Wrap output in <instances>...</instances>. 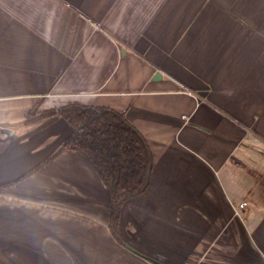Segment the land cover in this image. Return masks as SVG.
Here are the masks:
<instances>
[{"label":"crops","instance_id":"1","mask_svg":"<svg viewBox=\"0 0 264 264\" xmlns=\"http://www.w3.org/2000/svg\"><path fill=\"white\" fill-rule=\"evenodd\" d=\"M73 104L150 149L121 241L68 122L26 125ZM0 264H264V0H0Z\"/></svg>","mask_w":264,"mask_h":264},{"label":"trees","instance_id":"2","mask_svg":"<svg viewBox=\"0 0 264 264\" xmlns=\"http://www.w3.org/2000/svg\"><path fill=\"white\" fill-rule=\"evenodd\" d=\"M58 114L73 129L64 148L88 155L108 187L114 209L110 227L119 238L122 206L148 186L152 167L148 144L124 114L109 108L73 104L58 110L31 112L26 125Z\"/></svg>","mask_w":264,"mask_h":264},{"label":"built area","instance_id":"3","mask_svg":"<svg viewBox=\"0 0 264 264\" xmlns=\"http://www.w3.org/2000/svg\"><path fill=\"white\" fill-rule=\"evenodd\" d=\"M246 206V204H243L241 207L244 208Z\"/></svg>","mask_w":264,"mask_h":264}]
</instances>
